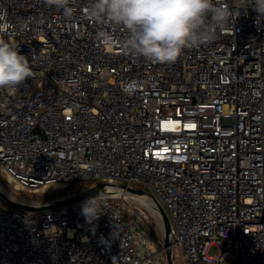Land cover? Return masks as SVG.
Segmentation results:
<instances>
[{
    "label": "built area",
    "instance_id": "obj_1",
    "mask_svg": "<svg viewBox=\"0 0 264 264\" xmlns=\"http://www.w3.org/2000/svg\"><path fill=\"white\" fill-rule=\"evenodd\" d=\"M87 2L75 0L69 18L44 0H0V39L34 73L0 88L7 180L142 188L167 211L189 264H264V17L228 0L238 16L213 43L160 64L103 46ZM116 189L98 197L91 223L87 200L28 211L0 197V264H151L121 213L123 199L151 196Z\"/></svg>",
    "mask_w": 264,
    "mask_h": 264
},
{
    "label": "clouds",
    "instance_id": "obj_2",
    "mask_svg": "<svg viewBox=\"0 0 264 264\" xmlns=\"http://www.w3.org/2000/svg\"><path fill=\"white\" fill-rule=\"evenodd\" d=\"M71 18L75 0H44ZM259 17H264V0H249ZM85 18L101 26L97 39L106 47L153 63H175L186 49L211 44L237 18L236 6L228 0H88ZM121 29L122 38L113 31ZM2 30V29H0ZM28 57L15 43L0 39V88L15 91L33 77ZM98 196L84 202L81 214L91 223L101 214Z\"/></svg>",
    "mask_w": 264,
    "mask_h": 264
},
{
    "label": "rangeland",
    "instance_id": "obj_3",
    "mask_svg": "<svg viewBox=\"0 0 264 264\" xmlns=\"http://www.w3.org/2000/svg\"><path fill=\"white\" fill-rule=\"evenodd\" d=\"M97 181L90 179H78L60 184V186L39 187L38 189H17L14 183L6 178V170L0 163V186L12 197L17 200L39 204L47 203L72 193L81 191V188L95 184ZM139 186H144L140 183ZM151 192L152 190L149 189ZM3 205L7 210L15 208L2 199ZM121 213L128 218L129 223L134 228L139 249L144 250L145 255L150 257L151 264H167L165 251L159 252L163 248L164 231L160 220L149 209L145 203L137 200L123 199ZM167 212V211H166ZM176 264H189L185 250L176 245L173 247ZM208 254L216 256V249L210 247ZM222 264H231L225 260Z\"/></svg>",
    "mask_w": 264,
    "mask_h": 264
},
{
    "label": "water",
    "instance_id": "obj_4",
    "mask_svg": "<svg viewBox=\"0 0 264 264\" xmlns=\"http://www.w3.org/2000/svg\"><path fill=\"white\" fill-rule=\"evenodd\" d=\"M116 188H124L130 191L131 193L139 194V195L149 194L151 198H153L155 202L156 210L158 212V217H159L158 219H160L164 231L163 249L166 253L167 264H176L175 255L173 253V242L171 238L170 217L166 212V210L163 208V206L160 204L158 199L152 193H149L142 188L128 187L127 185L122 183L97 181L95 184L88 186L84 190L72 193L68 196L61 197L53 201H49L47 203L34 204V203L17 200L16 198L2 191L0 187V197L4 201H6L7 203H9L10 205L16 208H21L28 211H39V210L65 206L76 202H81L97 196L99 197L105 195H117L119 191Z\"/></svg>",
    "mask_w": 264,
    "mask_h": 264
},
{
    "label": "bare ground",
    "instance_id": "obj_5",
    "mask_svg": "<svg viewBox=\"0 0 264 264\" xmlns=\"http://www.w3.org/2000/svg\"><path fill=\"white\" fill-rule=\"evenodd\" d=\"M1 187V186H0ZM1 190L4 191L6 194H8L2 187H1ZM9 195V194H8ZM139 202L140 203H145L149 206V209L156 215L157 218L158 217V212L156 210V207H155V202L153 200V198L149 197V196H139ZM160 220V219H159Z\"/></svg>",
    "mask_w": 264,
    "mask_h": 264
},
{
    "label": "trees",
    "instance_id": "obj_6",
    "mask_svg": "<svg viewBox=\"0 0 264 264\" xmlns=\"http://www.w3.org/2000/svg\"><path fill=\"white\" fill-rule=\"evenodd\" d=\"M93 185V184H92ZM88 186H85V187H83V188H81V190H84L85 188H87Z\"/></svg>",
    "mask_w": 264,
    "mask_h": 264
}]
</instances>
